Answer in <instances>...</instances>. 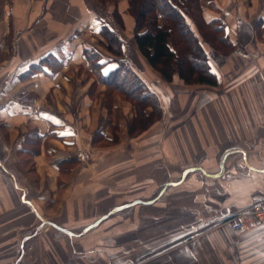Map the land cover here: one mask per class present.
<instances>
[{
    "label": "crops",
    "instance_id": "1",
    "mask_svg": "<svg viewBox=\"0 0 264 264\" xmlns=\"http://www.w3.org/2000/svg\"><path fill=\"white\" fill-rule=\"evenodd\" d=\"M115 1L124 22L116 32L124 45L123 57L131 62L125 40L130 43L128 54L136 55L133 21L126 12V0ZM202 4L205 19H219L234 47L224 57L205 46L208 55L217 54L232 64L225 63L223 69L219 68L223 63L214 67L209 62L217 86L226 79L227 93L237 94L216 107L228 108L232 124L246 130L211 136L196 130L191 136L164 132L165 139L176 136L181 143L179 148L171 141L162 143L160 169L167 166L171 150L186 152L176 157V163L173 160L183 173L160 185L153 180L152 148L140 146L137 138L130 142V164L122 162L114 173H107L109 177L86 164L91 158L108 164L106 156H98L102 149L89 146L97 128L95 118L104 115L97 104L104 87L98 86V98L91 100L83 94L90 84L74 83L73 67L84 61L82 49L90 43L71 36L76 29L100 26L102 9L96 0H0V218L7 219L2 232L11 234L7 244L18 254L11 264H264V223L243 232L233 231L227 223L236 212L264 197V132L251 133L248 128L254 120L264 125V0H202ZM68 11L74 19H66ZM32 27L46 32L34 35ZM11 28L17 30L14 36ZM57 51L62 64L48 78L36 67L47 54L57 55ZM57 91L62 93L60 99L51 95ZM76 91L80 92L77 98H82L78 119L69 105ZM44 103L60 110H43ZM87 110L93 115H85ZM167 115L163 112L162 119ZM84 126L89 131L81 130ZM151 134L145 131L140 138ZM59 140L66 145L75 140V145L64 149ZM235 140L244 142L229 148L228 143ZM256 140L262 142L251 148L250 141ZM69 154L83 157V177H92L89 183L93 185L78 181L81 175H76L78 167L71 162L76 157L69 159ZM192 157L198 166L188 167ZM26 158L36 166L37 178L25 168ZM65 160L70 162L66 165H74L66 181H59L60 186L49 184L38 165L45 163L47 171L55 173ZM124 167L128 186L123 184L124 171L118 174ZM114 176L119 182L111 180ZM79 183L90 190L70 196ZM59 188L67 189V194L60 197ZM21 215L26 218L21 220Z\"/></svg>",
    "mask_w": 264,
    "mask_h": 264
},
{
    "label": "trees",
    "instance_id": "2",
    "mask_svg": "<svg viewBox=\"0 0 264 264\" xmlns=\"http://www.w3.org/2000/svg\"><path fill=\"white\" fill-rule=\"evenodd\" d=\"M126 12L133 21L132 39L137 52L163 81L170 83L177 78L183 85H218L205 46L224 57L234 47L219 19H205L202 0H126ZM108 14V22L101 20L94 35L96 45L84 46L82 55L96 82L106 87V109L111 108L113 96L129 105L132 117L126 123L125 134L137 138L160 121L162 107L156 93L123 57V42L116 27L123 28L124 22L117 4ZM111 62L114 66L103 73L102 69ZM61 64L49 53L36 68H41L44 75L51 78ZM102 141L117 143L115 131L111 139L104 140L95 130L91 144Z\"/></svg>",
    "mask_w": 264,
    "mask_h": 264
},
{
    "label": "rangeland",
    "instance_id": "3",
    "mask_svg": "<svg viewBox=\"0 0 264 264\" xmlns=\"http://www.w3.org/2000/svg\"><path fill=\"white\" fill-rule=\"evenodd\" d=\"M107 1V0H106ZM96 4L99 5V10L102 9L101 12H98L100 15H98L99 19V25H101V20L106 21L107 20V16L110 17V15L108 14L109 12L105 11V8H114V6L117 4V2L115 0H109L107 2H105L104 0H96ZM59 9H60V13L59 16L61 14V12H63L62 10V4L59 3ZM105 9V10H104ZM68 16H67V20H72L74 19V14L72 12H67ZM62 16V15H61ZM110 20H112L111 18H109ZM108 22V20H107ZM99 29V26H97L95 29H76L75 32L72 34L71 37H78L81 38L83 42H88L90 43V45H96V38H94V35H96L97 31ZM3 29L0 28V31H2ZM93 30H96V32H94ZM14 31H17L16 29L11 28V36H14L15 33ZM30 31L34 34V35H38V34H44V32H46V29H41V28H31ZM37 31V33H36ZM63 31H66V29H63ZM93 31V32H92ZM48 35H51L49 33H47ZM127 38V37H126ZM123 39H125V37L123 36ZM133 40V39H132ZM125 44H126V48H127V55H130V60L131 62L127 61L130 66H132L140 75L141 77L144 79V81L149 83V87L156 93V95L158 96L159 100H160V104L162 107V116H163V112L167 113L169 115H167V119L165 118V120L160 119L159 122L155 123L154 125H152L150 128H148L146 131L152 133L149 137L147 136V138H140V136L137 137V140H135V142H138L140 146L145 147V146H149L150 148H152L150 151L153 152V154L155 155V163H156V169L154 172V177L153 180H155L156 184H162L164 182H166L169 178L170 180H176L178 179V176L183 173V171H179L181 168L178 166V164H174L173 160L176 159V157L179 154L185 153V149L181 152V151H172L171 150V157L169 158V162L167 163V166L162 167V169H160V167H158L157 165L159 163L164 162V158H163V144L166 141H171L172 143H175L178 148H179V140L176 138H174V140H170V138L165 139L166 136H164V132H175L178 133V131H182V132H188V136H191L190 133L192 130H196L199 133H203L204 136H211L212 133L218 132L219 135H221V133L226 134V133H231V134H235L236 132L241 133L242 131L246 130V129H241L240 125L238 124L233 125L232 124V119L233 117H229L228 111L229 109L225 108V107H216V105H220V102L223 101L225 102L226 99L232 98L234 96H236V93H227L226 87L228 84V80L224 79V81L226 83H224L223 85L217 86V87H211V86H206V85H183L177 78H175L172 82L167 83L165 81H163L159 74L154 71L153 69H150V67L147 65V63L145 62V60L139 55L138 52H136V55L133 54V52H129L128 54V49L130 47V43L128 42V39L125 40ZM86 46V45H85ZM124 46V45H123ZM57 55L55 54V59L56 60H60V55H58V51L56 52ZM58 56V57H57ZM217 54H209L208 55V60L209 62L214 66H220L222 63V66H220L219 68H223L225 69L224 64H226V66L228 65L229 67H232L229 62L224 61L223 58H219L221 56H219ZM114 65L113 64H109L107 67L105 66L103 68V70L105 71V73L109 70L108 68H112ZM74 72H73V78H74V83H89V87L87 89V92H84L83 94H88L89 98L91 100H93L95 98V96H97L96 98H98V95L96 93L97 87L98 86H103L104 90L100 93L101 94V101H97V104H99V107H102L104 110V115H98L96 117V112L94 113V117H96V130H98L102 135L104 140L105 139H111L112 138V131H115L116 137L118 142L115 144H107L102 142H96L94 145L91 144V140H90V145L92 150L94 149H102V152H98V156H106L105 158L108 161V164H102L105 163L103 159L101 158H91L89 161H87L86 164H90L93 168L96 167V170H100L98 173H100L101 175H107V173H114L115 169H118V165H129L132 159L131 153H129V149H130V142L132 139H136V138H130L129 136H126L125 132H126V123L128 122V120L130 119L132 112L131 109L129 107V105L127 103H123L120 102L119 99L116 96L112 97V106L109 109V111L106 109V107L104 106V104L106 103V99H105V92L106 87L103 84H100L98 82H96L94 75H92V73L87 69L86 63L85 61L82 60V63L75 65L74 67ZM76 69V70H75ZM89 72V73H88ZM225 77H226V72H225ZM231 82L233 80H230ZM154 89H153V88ZM80 92L76 91L74 92L75 95V99H73L74 101H72L71 103H69L70 105V111L71 113H73L74 117L76 119H78V117L80 116V111H78V109H80V104L82 102V98L79 97L77 98V96H80L79 94ZM60 94L58 91L55 92V94H53V92L51 93L52 97H55L60 99ZM51 97V96H48ZM73 97V95H72ZM70 99V98H69ZM72 99V98H71ZM71 101V100H70ZM43 110H45L46 108L51 110V111H59L60 109L56 106L52 107L51 105H48L47 103H44L43 106ZM59 112L55 113L57 115ZM231 113L233 114L234 111L231 110ZM93 115V112L91 113V111L87 110V112H85V115ZM116 121V122H115ZM117 124V127H115L114 125ZM262 124V123H260ZM181 128V130H180ZM249 129H251V133H256V131L259 132H264V125H260L259 126V122H257L256 120L253 121V123H251V125L248 127ZM81 130H84L85 132L89 131L88 128H86V126H84L83 128H81ZM229 134V135H231ZM139 138V139H138ZM165 139V140H164ZM59 147H63L64 149L72 147L75 145V140L73 142H68V144H64L61 140H59ZM211 142V141H209ZM215 142V141H214ZM213 142V143H214ZM244 141H239V140H235L233 144H231L230 142L228 143V147L233 148L232 145H236L238 146L240 143H242ZM251 145L250 147L253 148L254 145L258 146L259 144H256L258 142H262L260 140H256V141H250ZM255 142V143H254ZM212 143V142H211ZM147 144V145H146ZM149 144V145H148ZM191 144L193 145V141H191ZM137 145V144H136ZM35 147H37V145H35ZM173 148V147H172ZM176 148V147H175ZM222 148H227V146L222 147ZM34 149V147H33ZM70 149V148H69ZM126 150V151H124ZM193 150L194 147H193ZM232 151V149H231ZM232 153H235V151H232ZM229 154V153H227ZM226 154V157H227ZM76 157V158H74ZM74 158L75 161H71L74 163L75 167H78L77 171H76V175H81L80 180L78 181H87V185H93L89 182H92V177H89L88 175L85 174V176L83 177V172H82V166H84L83 164V157L81 159L77 158V156L71 155L69 154V159ZM195 158H198L195 157ZM27 159V158H26ZM86 160V158H84ZM249 159V157L246 158V161ZM121 161V162H120ZM192 163H188V167L191 166H198L197 164V160L194 161V157H192ZM69 161H64L61 164V169L58 172H50L49 170L47 171V167L44 164L38 165V168L41 169V176L43 175V178L45 180L49 181V184L55 182V185L58 184V186H60V182L59 181H66L67 179V174L68 172H70V168L73 167L74 165H66ZM90 162V163H89ZM123 162V163H122ZM177 162V159L175 161V163ZM211 164H214V161H209ZM27 164L25 165L26 169H28V171L30 172V175L32 177H38V174H36V166L33 164L32 159L29 158L27 159ZM70 163V162H69ZM109 163L111 164L110 166ZM116 163V164H115ZM102 165V166H98V165ZM66 165V166H65ZM171 165V166H170ZM116 166V167H115ZM98 167V168H97ZM169 168H170V172H169ZM88 170H90V167L87 168ZM79 170H81V172H78ZM126 167H124L123 170L118 171V174H123L124 171V179L123 180V184L125 185H129L130 183V178H128L129 176H126L128 174H126ZM80 173V174H79ZM94 173H96L94 171ZM40 176V174H39ZM107 177H109L107 175ZM115 177V176H114ZM146 178V175H145ZM150 179V178H149ZM112 181H114V183L119 182V179H111ZM99 184L98 182L96 183V185ZM101 184V183H100ZM103 185H106V187L108 186L107 182H103ZM79 188L78 187H74L73 190H70L69 195L70 196H81L82 194H84L83 192H87V188H81L83 186L82 183H79ZM67 191V189H66ZM65 190H61L59 188L58 190V194L59 196H63L65 194H67ZM123 191H126L123 189ZM90 192V191H89ZM78 206V205H77ZM81 207V206H80ZM26 218V217H25ZM24 215L20 216V219H25ZM6 218H0V242H2V244L0 245V264H11L13 261H15V256H17L18 254L15 253L13 250L12 246H9L7 243L10 241L9 240V236L11 234L7 233V232H2L3 229H5L6 227L4 226L6 224ZM45 227V226H44ZM50 229V228H49ZM51 231V230H50ZM13 233V232H12ZM45 242H49L48 241H43ZM16 251V250H15ZM31 253H33V251L30 252V254L27 255H31ZM8 258H10L8 260Z\"/></svg>",
    "mask_w": 264,
    "mask_h": 264
},
{
    "label": "built area",
    "instance_id": "4",
    "mask_svg": "<svg viewBox=\"0 0 264 264\" xmlns=\"http://www.w3.org/2000/svg\"><path fill=\"white\" fill-rule=\"evenodd\" d=\"M227 223L235 232H243L251 229L258 223H264V197L258 199L252 205L236 212L227 219Z\"/></svg>",
    "mask_w": 264,
    "mask_h": 264
}]
</instances>
